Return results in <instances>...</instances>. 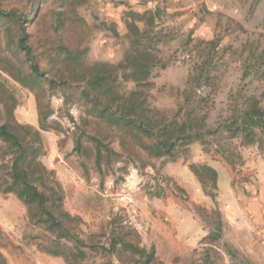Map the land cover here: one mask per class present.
<instances>
[{"label": "rangeland", "instance_id": "1", "mask_svg": "<svg viewBox=\"0 0 264 264\" xmlns=\"http://www.w3.org/2000/svg\"><path fill=\"white\" fill-rule=\"evenodd\" d=\"M76 9L87 22L82 38V46L88 48L87 59L111 63L122 59L129 42L125 22L128 12L154 11L155 20L147 40L161 64L152 69L153 87L147 91V101L168 116H199L206 120L209 130L215 131L220 121L241 112L251 97L264 105V0H85ZM157 9L159 13L155 12ZM0 81L17 99L15 119L35 128H40V122L45 125V131L50 132L47 135L58 137L60 149L68 155H78L87 180L97 184L102 192L104 204L97 211L98 217L89 220L80 215L84 221L83 237L108 243L114 228H134L131 201L121 198L130 178L139 177L138 184L150 196L171 192L188 201L190 196L170 176V171H177L186 185V171L182 167L192 160V151L197 150L208 160H223L230 165L233 178L221 188L218 186L216 198L221 218L232 216L223 223L227 230L231 231L235 223L242 227L263 226L264 133H259L255 143L241 145L238 139H230L228 133L216 131L206 134V143L194 142L187 156L177 161L153 159V166L141 168L139 162L125 154H112L104 156L98 166L94 144L87 136L83 137L81 150H74L77 135L84 129L92 130L81 119L85 109L82 83L33 91L1 69ZM0 107L2 111V104ZM1 117H7L6 113L2 111ZM43 143L46 154L44 140ZM111 146L122 152L117 140ZM199 156L191 162L208 163L203 162L202 153ZM206 196L209 202L196 208L214 235L215 202ZM107 198L113 203L107 204ZM72 204L64 205L70 213ZM256 230H239L236 249L228 246V237L221 238L217 244L221 251L209 247L208 261L203 264H228L224 254L230 251L232 264H264L262 235L256 234ZM40 235L42 231L31 224L22 202L13 194L0 192V251L8 263L65 264L62 258L50 256L38 247ZM130 257L120 264H131ZM107 260H118L117 254L89 251L84 264H102Z\"/></svg>", "mask_w": 264, "mask_h": 264}, {"label": "trees", "instance_id": "2", "mask_svg": "<svg viewBox=\"0 0 264 264\" xmlns=\"http://www.w3.org/2000/svg\"><path fill=\"white\" fill-rule=\"evenodd\" d=\"M82 1L0 0V69L33 91L82 83L81 119L92 130L77 135L75 151L81 150L87 136L94 144L98 166L104 156L125 154L146 168L153 166V159L186 157L194 142L206 143L207 133L226 132L241 145L255 143L264 133V105L255 97L241 112L220 121L215 131L206 127L202 117L178 119L151 107L147 101V91L153 87L151 72L161 62L147 40L154 11L128 12L129 42L118 63L90 62L88 48L82 46L87 22L76 9ZM1 104L7 117H1L0 107V192L15 195L25 206L31 224L42 231L38 247L65 264H84L89 251L115 253L121 263L129 255L131 264H158L154 249L139 244L137 229L114 228L108 243L82 236L83 218L65 209L64 187L56 172L42 162V131L47 127L41 122L40 128L19 123L13 114L17 99L0 81ZM114 139L122 152L111 146ZM189 167L215 202L216 232L210 238L218 240L223 226L216 201L218 172L209 164ZM0 264H9L1 251Z\"/></svg>", "mask_w": 264, "mask_h": 264}, {"label": "crops", "instance_id": "3", "mask_svg": "<svg viewBox=\"0 0 264 264\" xmlns=\"http://www.w3.org/2000/svg\"><path fill=\"white\" fill-rule=\"evenodd\" d=\"M42 137L47 146V152L42 157L44 165L56 172L57 178L62 183L66 192L65 205L67 202L73 203L71 207L72 214H79L85 219L92 220L98 217L97 211L100 209L103 199L102 192L97 189L98 185L89 182L83 166L78 161V155L71 153L68 155L58 146V137L55 139L50 132L42 131ZM73 149L70 150L72 152ZM192 160L186 161V185L179 179L177 171H170V176L186 190L190 196L188 201H182L180 196L171 192H166L160 196H150L145 193L142 185H139V177L130 178L125 184L123 192H131L132 222L140 234L139 244L145 248H153L158 264H200L208 261V250L212 247L217 248L218 241L225 237L228 239V246L231 249L239 247V230H256V234L262 235V251L264 257V224L262 227H242L237 223L233 224L231 231H228L225 225L222 226L221 237L218 240L210 238L212 228L206 226L201 212L196 206L207 204L208 197L204 194L201 183L190 169V164L196 162V158L202 153L203 162H208L218 172V186L226 185L228 180L233 178L230 165L223 160H208L202 151H192ZM126 189V190H125ZM86 201L88 203H86ZM107 204H111L112 199H106ZM85 205L87 207H85ZM83 209V210H81ZM232 216L225 215L222 222L231 220ZM241 226V227H240ZM242 232L246 234L247 232ZM253 233V231H250ZM209 235V238H207ZM228 264H232L233 253L224 254ZM115 264H120L119 260H114Z\"/></svg>", "mask_w": 264, "mask_h": 264}, {"label": "built area", "instance_id": "4", "mask_svg": "<svg viewBox=\"0 0 264 264\" xmlns=\"http://www.w3.org/2000/svg\"><path fill=\"white\" fill-rule=\"evenodd\" d=\"M121 198L123 200L131 201V192L129 191L123 192V194L121 195Z\"/></svg>", "mask_w": 264, "mask_h": 264}]
</instances>
